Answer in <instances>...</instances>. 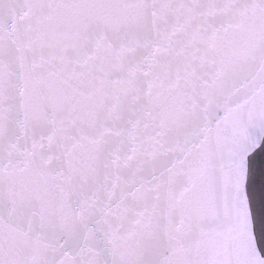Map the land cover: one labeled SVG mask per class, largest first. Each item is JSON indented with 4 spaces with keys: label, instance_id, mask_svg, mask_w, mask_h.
Returning <instances> with one entry per match:
<instances>
[{
    "label": "snow or ice",
    "instance_id": "obj_1",
    "mask_svg": "<svg viewBox=\"0 0 264 264\" xmlns=\"http://www.w3.org/2000/svg\"><path fill=\"white\" fill-rule=\"evenodd\" d=\"M0 264H264V0H0Z\"/></svg>",
    "mask_w": 264,
    "mask_h": 264
},
{
    "label": "water",
    "instance_id": "obj_2",
    "mask_svg": "<svg viewBox=\"0 0 264 264\" xmlns=\"http://www.w3.org/2000/svg\"><path fill=\"white\" fill-rule=\"evenodd\" d=\"M260 181H261L260 164L258 162L257 165H256V183H255V187H256L257 191H259Z\"/></svg>",
    "mask_w": 264,
    "mask_h": 264
}]
</instances>
